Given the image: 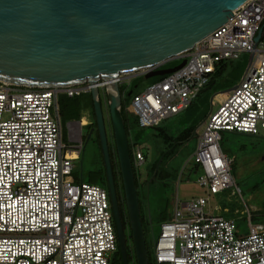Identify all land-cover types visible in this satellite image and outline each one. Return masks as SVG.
<instances>
[{"label": "built area", "instance_id": "obj_1", "mask_svg": "<svg viewBox=\"0 0 264 264\" xmlns=\"http://www.w3.org/2000/svg\"><path fill=\"white\" fill-rule=\"evenodd\" d=\"M242 52L250 54L244 75L218 94V107L206 118L193 156L202 168L196 183L207 196L176 207L161 223L155 264H264V226L250 225L248 234H239L233 219L209 209V195L229 188L240 192L221 148L222 133L257 136L264 130V0H248L232 11L225 24L182 55L181 68L135 94L127 110L140 127L157 125L187 109L218 63ZM108 86L97 83L105 99ZM89 92L90 83L0 82V264H110L117 251L108 190L73 176V159L81 149L73 126L80 122L69 124L68 144L62 135L59 95ZM132 153L135 166H141L142 147L134 145Z\"/></svg>", "mask_w": 264, "mask_h": 264}, {"label": "water", "instance_id": "obj_2", "mask_svg": "<svg viewBox=\"0 0 264 264\" xmlns=\"http://www.w3.org/2000/svg\"><path fill=\"white\" fill-rule=\"evenodd\" d=\"M246 1L0 0V82L28 87L90 83L122 264H129L126 237L97 83L104 80L109 84L107 108L136 262L149 264L129 142L120 112L119 80L131 73L147 79L175 72L185 64L182 55L225 24L232 11ZM175 59L181 60L177 66L160 68ZM89 139L90 134L85 146ZM158 168L159 163L152 178ZM79 179L82 182V172Z\"/></svg>", "mask_w": 264, "mask_h": 264}, {"label": "rangeland", "instance_id": "obj_3", "mask_svg": "<svg viewBox=\"0 0 264 264\" xmlns=\"http://www.w3.org/2000/svg\"><path fill=\"white\" fill-rule=\"evenodd\" d=\"M249 59L250 54L242 52L239 58L231 60L221 77L216 78L211 90H201L192 101L188 110L185 109L176 115L162 120L156 125L158 129H154L153 127L133 129L132 136L142 142L141 147L146 155L145 161L139 167L141 173L140 181L143 182L149 179L146 187L143 189L141 186L139 190V201L142 208L141 215L148 256H153L154 239L160 233L163 215L166 213L171 214L175 209L172 203L173 196H176V199L178 197L181 201H189L199 196H207L206 190L194 182L195 179L191 182H185L180 179V174L184 169H188L190 171L189 175L192 172V178H197L202 172L201 166L193 160L199 136L204 130V123L200 127L198 125L205 117H208L211 107L214 110L217 109L218 101L221 98L218 94L240 82L248 66ZM173 61L179 60L175 59ZM137 75L138 73H131L123 75V77L125 80H128ZM155 77H150L140 82L138 90L146 89ZM102 95L105 98V94L102 93ZM211 98H213L212 104ZM131 100H129L127 105L129 108ZM102 104L104 110L106 108L104 117H107V128L110 133L108 141L110 142L114 140L111 121L107 103ZM81 114L83 118L80 120L81 122H89L92 119L90 111L86 110ZM203 116L205 117L197 124L191 137L181 145L177 146L175 144L173 152L165 158L164 166L171 173L169 179L165 182L155 179L152 182L151 165L167 146L166 139L161 134V130L172 137H177L185 128L193 124H190V122H196ZM104 121L106 122V120ZM71 122L61 121L65 144H68L67 128ZM85 129H87L86 126L83 127V132ZM222 137L221 148L230 162L231 173L235 180V185L240 189V192L234 188H229L216 195H209V209L212 214H219L225 218L233 219L239 234H248L250 225L260 224L264 226V130L257 136L223 132ZM162 156L160 157L162 158ZM161 158L158 163H160ZM73 162L75 165L73 176L77 180H80V173L82 172L83 182L96 184L106 189L105 185L100 180H97L102 176L103 170L105 173V168L101 147L96 137H91L87 143L84 161L81 163L78 158H75ZM125 234L127 250L129 248L128 251L130 252L127 229H125ZM117 253H112L110 256V264H116Z\"/></svg>", "mask_w": 264, "mask_h": 264}, {"label": "trees", "instance_id": "obj_4", "mask_svg": "<svg viewBox=\"0 0 264 264\" xmlns=\"http://www.w3.org/2000/svg\"><path fill=\"white\" fill-rule=\"evenodd\" d=\"M181 62V60L179 61H168L166 62L164 65L161 66V68H172L175 67L176 64L178 65ZM230 61H223L218 63L215 73L212 75L209 83L205 86V88L203 89V91H207V90H211L214 82L216 81L217 77H221L224 69L227 67V64ZM164 76H157L155 77V79H153L152 82L149 83L152 84L154 82L160 81L163 79ZM143 80H146L144 78V76H137L135 78H133L132 80L128 81L127 83H123L122 85H120V91H121V95H122V104H121V108H120V112L122 115V118L124 120V124H125V128H126V132H127V137H128V142H129V149H130V154H131V160H132V165H133V172H134V179H135V184L138 188V182H140L142 188L144 189L148 183L149 179H146L145 181L141 182L140 181V170L139 167H136L134 164V156L132 153V148L134 145H140L141 146V141L136 140V138H133L132 136V131L133 129H142V127H140L139 123H138V118L135 114L128 112L127 110V105L129 100H131L133 98V96L139 92H141L144 89H139V83L142 82ZM132 92L131 95L129 96L128 93ZM131 97V98H129ZM191 105H189L187 107V110L190 108ZM58 108H59V115H60V119L61 121H80L82 120V112L83 111H90L91 115H92V119L94 117V109H93V100L91 95H82V96H77V97H68L65 94H61L58 97ZM205 116L201 117V119H199L196 122H190L193 123L191 124L189 127L185 128L177 137H172L170 136L168 133H166L165 131L161 130V134L165 137L166 139V143L167 146L165 148L164 151H162V153L160 154V156H162V158L159 156L156 160H154L153 164L151 165V174H154V171L156 169V165L160 160L159 163V168L158 171L156 173L155 178H153L151 181L153 182V180H159V181H167L169 179V177L171 176V173L169 170L166 169V167L164 166V160L167 156H169L174 148L173 146H175V144H177V146L179 144H182L183 142L187 141L195 127L197 126V124L204 118ZM206 118V117H205ZM204 118V119H205ZM91 119V120H92ZM154 129H158V126L154 125L151 126ZM223 139V138H222ZM108 145H109V152H110V159H111V165H112V170L113 173L116 172V174L119 177V189L120 192L117 193V197H118V205H119V210H120V215H121V220L123 223V227L124 230L127 229L128 231V241H129V245H130V252L127 250V256H128V261L129 264H131V262L133 261V264H137L136 262V257H135V252H134V247H133V242H132V235H131V229H130V225H129V218H128V213H127V208H126V203H125V197H124V192H123V184H122V179H121V174H120V168H119V163H118V158H117V152H116V148H115V143L114 140L112 141H108ZM144 153V152H143ZM145 155V154H144ZM146 158V155H145ZM97 180H100V182L105 185L106 189H107V185L105 183V174H104V170L102 173V176H100ZM186 179H184L183 181H185ZM138 195H139V190L137 191ZM140 204V201H139ZM141 204H140V216H141V220H142V225H143V219H142V215H141ZM169 214H164L163 215V221L167 220ZM117 261L116 264H122V259H121V254H120V250H119V246L117 243ZM149 255V254H148ZM149 258V264H155L153 256Z\"/></svg>", "mask_w": 264, "mask_h": 264}, {"label": "flooded vegetation", "instance_id": "obj_5", "mask_svg": "<svg viewBox=\"0 0 264 264\" xmlns=\"http://www.w3.org/2000/svg\"><path fill=\"white\" fill-rule=\"evenodd\" d=\"M82 95H84V96L85 95H91V92L85 93V94H82ZM82 95H80V96H82ZM91 97H92V95H91ZM98 98H99V100L101 102V105H102L103 117H104V115H105L104 111L106 110V108L104 110L102 103L105 104L106 103V99L103 97L101 91H98ZM93 109H94V105H93ZM105 113H106V111H105ZM106 118L104 117V120H106V122L105 121L104 122H105V127H106V135H107V139H108V136L110 135V133H109V130L107 128V119ZM79 122L81 123V126H80V123L78 125L73 126V133H74V137L73 138H74V141L78 143V145L79 144L81 145V149H80V151H78V154H77L78 160H79V162H81V161H84V155H85V149H86L85 142L87 140L88 135L90 134V139L93 136L96 137L98 142H99V145H100V140H99V134H98V130H97V123H96L95 115L93 117V120H90L89 122H85V121H83V122L79 121ZM85 126L87 127V129H85V131L83 132V127H85ZM83 148H85L84 152H83ZM104 174H105V183L107 185L108 182H107V177H106V171H105ZM113 178H114V185H115V190H116V194H117L118 192H120V189H119L120 181H119V177L116 174V172L113 173ZM140 189H141V184H140V182H138L137 191L140 190ZM125 237H126V234H125ZM126 248H127V242H126Z\"/></svg>", "mask_w": 264, "mask_h": 264}, {"label": "crops", "instance_id": "obj_6", "mask_svg": "<svg viewBox=\"0 0 264 264\" xmlns=\"http://www.w3.org/2000/svg\"><path fill=\"white\" fill-rule=\"evenodd\" d=\"M161 68V67H160ZM137 76H141V74H138ZM137 76H134V77H132V78H130V79H128V80H125V78H124V82L125 83H127L128 81H130V80H132L133 78H135V77H137ZM123 82V83H124ZM122 83V84H123ZM121 84V85H122ZM184 143V142H183ZM179 145H181V144H179ZM189 173H190V171L188 170V169H184V171L180 174V179H182V180H184V179H186L185 180V182H191V181H193L194 179V182H196V178H192V176H191V174H192V172H191V174L189 175ZM192 178V179H191ZM177 196H178V194H177ZM174 198H173V200H172V203L174 204V206H175V208L176 207H179V206H182L185 202H187V201H181V200H179L178 199V197H177V199H176V196H173ZM172 214V213H171ZM170 215V214H169Z\"/></svg>", "mask_w": 264, "mask_h": 264}, {"label": "clouds", "instance_id": "obj_7", "mask_svg": "<svg viewBox=\"0 0 264 264\" xmlns=\"http://www.w3.org/2000/svg\"><path fill=\"white\" fill-rule=\"evenodd\" d=\"M125 231V230H124ZM128 257V256H127ZM129 262V261H128Z\"/></svg>", "mask_w": 264, "mask_h": 264}]
</instances>
